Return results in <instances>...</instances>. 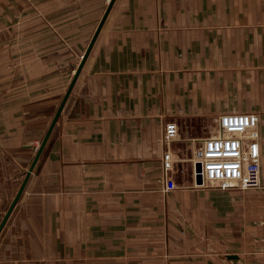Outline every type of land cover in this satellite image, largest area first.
<instances>
[{
	"label": "crops",
	"instance_id": "0c3cea01",
	"mask_svg": "<svg viewBox=\"0 0 264 264\" xmlns=\"http://www.w3.org/2000/svg\"><path fill=\"white\" fill-rule=\"evenodd\" d=\"M109 2L0 0V223ZM244 111L260 118L262 187L195 186L194 147ZM171 120L185 160L165 191ZM0 264H264V0H115Z\"/></svg>",
	"mask_w": 264,
	"mask_h": 264
},
{
	"label": "built area",
	"instance_id": "2783aa9c",
	"mask_svg": "<svg viewBox=\"0 0 264 264\" xmlns=\"http://www.w3.org/2000/svg\"><path fill=\"white\" fill-rule=\"evenodd\" d=\"M175 120L166 122L162 142V176L164 190L178 187L171 172L183 156L176 154L171 144L178 137ZM260 118L255 111L225 112L218 118L217 131L200 140L189 161L194 167L195 186H217L242 190L262 187ZM40 143L36 145L38 150ZM199 164V169H198ZM201 182H197V176Z\"/></svg>",
	"mask_w": 264,
	"mask_h": 264
},
{
	"label": "water",
	"instance_id": "95a60500",
	"mask_svg": "<svg viewBox=\"0 0 264 264\" xmlns=\"http://www.w3.org/2000/svg\"><path fill=\"white\" fill-rule=\"evenodd\" d=\"M114 1L115 0H110V2H109V5H108L103 17H102L97 29H96V32L93 35L92 40H91V42H90L85 54L83 55V58H82V60H81V62L79 64V66L76 69L74 77H73V79H72V81H71V83H70V85H69V87H68V89H67V91H66V93H65V95H64V97H63V99H62V101H61V103H60V105H59V107H58V109H57V111H56V113H55V115H54V117H53L48 129H47V131H46V133H45V136L43 137V140H42V142H41V144H40V146H39V148H38V150H37V152H36V154H35V156L33 158L31 166H30L29 170L27 171L26 176H25V178H24V180H23V182H22V184H21V186H20V188H19V190H18L13 202L11 203L9 209L7 210V212H6V214H5L4 218H3V220L0 223V231L3 228L6 220L8 219L10 213L12 212L15 204L17 203L18 199L20 198V196H21V194H22V192H23V190L25 188V185H26V183H27V181H28V179H29V177L31 175V172L33 171V169H34V167H35V165H36V163H37V161H38V159H39V157H40V155L42 153V150H43V148H44V146H45V144H46V142H47V140H48V138H49L54 126H55V124L57 123V121L59 119V116H60V114H61V112H62V110L64 108V105H65V103H66V101H67V99H68V97H69V95H70V93L72 91V88H73V86H74V84H75V82H76V80H77V78H78V76L80 74V71L82 70V68L84 66V63H85V61H86V59H87V57H88V55L90 53V50H91V48H92V46H93V44H94V42H95V40H96V38L98 36V33H99L100 29L102 28V25H103L108 13H109ZM198 169H199V164H198ZM197 182H201V177L199 175L197 176Z\"/></svg>",
	"mask_w": 264,
	"mask_h": 264
},
{
	"label": "rangeland",
	"instance_id": "374dc122",
	"mask_svg": "<svg viewBox=\"0 0 264 264\" xmlns=\"http://www.w3.org/2000/svg\"><path fill=\"white\" fill-rule=\"evenodd\" d=\"M41 141V140H40ZM39 143V142H38ZM38 143L37 144H35V147H36V145H38ZM37 151V150H36Z\"/></svg>",
	"mask_w": 264,
	"mask_h": 264
}]
</instances>
